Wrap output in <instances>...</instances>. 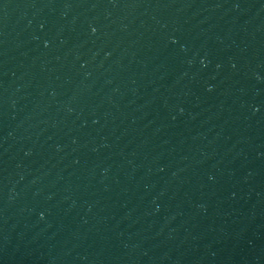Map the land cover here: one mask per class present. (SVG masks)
<instances>
[{"label":"water","instance_id":"water-1","mask_svg":"<svg viewBox=\"0 0 264 264\" xmlns=\"http://www.w3.org/2000/svg\"><path fill=\"white\" fill-rule=\"evenodd\" d=\"M0 264H264V0H0Z\"/></svg>","mask_w":264,"mask_h":264}]
</instances>
